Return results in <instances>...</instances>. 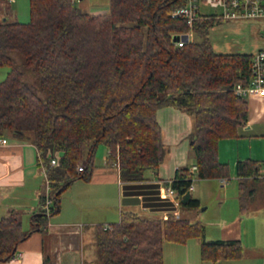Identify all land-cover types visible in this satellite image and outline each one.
I'll use <instances>...</instances> for the list:
<instances>
[{
  "label": "trees",
  "instance_id": "obj_1",
  "mask_svg": "<svg viewBox=\"0 0 264 264\" xmlns=\"http://www.w3.org/2000/svg\"><path fill=\"white\" fill-rule=\"evenodd\" d=\"M109 11H82L75 0H29L30 21H0V66L9 67L0 82V140L8 133L29 138L46 167L52 204L32 216L36 228L49 225L61 209L63 192L76 181L93 180L97 147L109 149L124 182L147 180L167 149L157 118L174 107L193 119L189 135L199 179H229V164L219 160L222 139L237 138L249 119V103L235 86H249L253 53H216L210 30L219 21L196 26L200 40L178 46L175 33L186 31L173 17L184 0H109ZM174 35V36H173ZM11 52L23 58L38 82L39 95L26 81ZM59 153V164L51 165ZM82 167V170L79 169ZM264 161L236 163L241 199L248 179L258 178ZM190 167L176 170L172 187L181 205L193 183ZM191 193V191H190ZM120 221L95 226L97 260L102 264H165L166 243L201 241L202 260L217 264L243 256L240 240H207L202 221L182 215L149 218L122 211ZM36 226V227H35ZM17 212L0 218V262L16 256L29 237ZM43 264H53L47 257Z\"/></svg>",
  "mask_w": 264,
  "mask_h": 264
},
{
  "label": "crops",
  "instance_id": "obj_2",
  "mask_svg": "<svg viewBox=\"0 0 264 264\" xmlns=\"http://www.w3.org/2000/svg\"><path fill=\"white\" fill-rule=\"evenodd\" d=\"M260 49L263 48L257 50ZM246 98L249 103V119L242 128V135L219 143V160L230 165L232 176L226 183L214 179L224 189V197H220L217 207H221V210L216 211L211 220L203 221L207 240H240L243 256L235 260H222L217 264H264V177H251L247 180L245 192L249 196L244 201L241 199L236 174L238 161H264V145L261 144L264 142V92H255ZM157 118L163 130L167 153L158 169L147 171V180L122 181L119 166L108 161L107 147L103 156L104 164L100 166L95 163L93 180H76L67 189L73 197V205L69 211L75 217L61 221L54 219L55 215L53 220L50 218L46 228H36L34 232L31 218L41 209V195L47 190L46 167L29 138L23 140L12 134L7 135L5 139L8 142L0 144V218L9 212H17L20 217L23 213L29 217L31 228L24 229L30 236L19 244L15 260L0 264H43L47 257L53 264H96L94 230L95 226L102 224L98 222L100 219H104L105 226L113 224L107 220L112 198H115V223L121 220L122 211H133L155 219H166L170 214L181 215L182 205L177 208L172 201L162 199L160 191L162 187L172 183L178 168H191L195 163L189 140L193 119L187 112L174 107L160 108ZM222 143L228 144V151ZM231 179H235V185L229 184ZM200 180L209 181L203 178ZM76 187H81V191L72 195ZM192 191L191 196L200 201V195L194 197ZM130 196L138 197L140 202L124 205L123 197ZM63 209L61 205L60 212ZM203 210H207V207ZM83 215L86 216L84 220L81 218ZM191 240L185 244H177L172 249L175 257L168 262L165 260L164 248L165 264H213L202 260L201 241ZM189 246L193 250L192 254Z\"/></svg>",
  "mask_w": 264,
  "mask_h": 264
},
{
  "label": "rangeland",
  "instance_id": "obj_3",
  "mask_svg": "<svg viewBox=\"0 0 264 264\" xmlns=\"http://www.w3.org/2000/svg\"><path fill=\"white\" fill-rule=\"evenodd\" d=\"M109 0H75L76 6L84 12L92 14H104L109 11L110 8ZM206 11L213 12L210 7H206ZM8 22H22L27 23L30 21V4L29 0H0V21ZM237 25V26H233ZM209 37L211 39L213 48L216 53H256L258 48L264 49V20H245L238 22H228L220 21L219 24L215 25L210 33ZM200 40V37L196 34L195 40ZM11 56L14 61L19 64L20 68L24 71L26 81L32 86V88L41 95V92L38 88V82L36 80L34 72L31 68H27L22 65L23 58L16 52H11ZM9 67L0 66V82L4 81L7 77ZM10 133H8L9 135ZM230 139V138H227ZM224 140V139H222ZM247 142V141H246ZM264 145V142L261 143ZM225 145V146H224ZM246 145V143H245ZM222 146L228 151V144H223ZM248 147V145H246ZM107 146L105 144H100L97 147L95 155V163L97 165H103L104 160L103 156L106 153ZM228 155H226L227 157ZM225 157V158H226ZM228 164V163H227ZM230 167V165H229ZM231 172V167H230ZM231 174L229 179L231 178ZM228 179V180H229ZM221 180V179H220ZM219 180V181H220ZM235 185L236 181L231 179L229 184ZM194 190L192 194L194 197L200 195L201 204L199 207L188 208L184 205L180 208V213L183 217L188 218L191 221L202 220L208 221L211 220L216 211L221 210L217 208L219 205L220 197H224V189L220 186V183L217 180L201 181L199 178L195 177L193 182ZM81 191V187L74 188L72 195L78 194ZM115 204V198H112L110 203L111 207L107 213L108 222L115 223V211L113 212V205ZM64 209L58 213L54 218L57 220H68L69 217H75L74 214H71L69 211L73 205V197L71 196L69 190L67 193H64L62 196V202ZM207 207V210H203ZM99 216V213H97ZM21 220L24 223V229L28 230L31 228V223L29 217L21 214ZM82 220L86 216L81 217ZM64 222V221H63ZM98 222L104 224V219H100ZM198 239H192L191 241H197ZM192 243V242H191ZM165 245V260L166 262L170 261L173 256L172 249L176 247L177 244L166 243ZM192 246V245H191ZM190 247V253L192 254L193 250ZM195 250V249H194ZM185 255V252L182 251ZM96 264H102L96 258Z\"/></svg>",
  "mask_w": 264,
  "mask_h": 264
},
{
  "label": "built area",
  "instance_id": "obj_4",
  "mask_svg": "<svg viewBox=\"0 0 264 264\" xmlns=\"http://www.w3.org/2000/svg\"><path fill=\"white\" fill-rule=\"evenodd\" d=\"M14 1V0H10ZM184 6L175 9L172 13L173 17H181L185 19L187 30L175 33L178 37L177 41H173L178 46L193 42L196 37L198 23L205 20L238 22L245 20H264V0H184ZM206 7H210L213 12L206 11ZM173 35V36H174ZM252 78L249 86L237 84L235 91L238 95L248 97L255 92H264V49L257 50L252 57ZM8 141L5 138L0 140L1 145H5ZM59 164V153H55L51 159V165ZM118 165V164H117ZM82 170V167L79 166ZM193 173V182L196 177L194 174L197 167L193 165L190 168ZM260 176L264 177V166L261 167ZM222 183H226L227 179H221ZM47 190L44 194L42 208L47 210L52 204L49 182L47 181ZM193 189V183L190 186ZM160 197L164 200H170L177 208H180L181 201L176 197V190L169 184L161 188ZM178 216V214L176 215ZM109 227V226H106ZM14 256L11 260H15ZM10 260V261H11Z\"/></svg>",
  "mask_w": 264,
  "mask_h": 264
},
{
  "label": "water",
  "instance_id": "obj_5",
  "mask_svg": "<svg viewBox=\"0 0 264 264\" xmlns=\"http://www.w3.org/2000/svg\"><path fill=\"white\" fill-rule=\"evenodd\" d=\"M178 40V37L177 36H174L173 37V41H177ZM191 197V193L189 191V193L186 195V197L183 199V204L186 203V200L187 199H190ZM140 201H139V198L138 197H134V196H130V197H123L122 199V203L124 205H131V204H138ZM39 229V228H38Z\"/></svg>",
  "mask_w": 264,
  "mask_h": 264
}]
</instances>
